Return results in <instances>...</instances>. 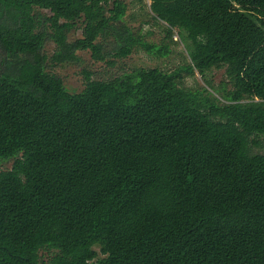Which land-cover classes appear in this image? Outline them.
Segmentation results:
<instances>
[{"label":"trees","instance_id":"1","mask_svg":"<svg viewBox=\"0 0 264 264\" xmlns=\"http://www.w3.org/2000/svg\"><path fill=\"white\" fill-rule=\"evenodd\" d=\"M148 1L159 44L123 0H0V264H264V0ZM179 43L77 93L48 70Z\"/></svg>","mask_w":264,"mask_h":264},{"label":"rangeland","instance_id":"2","mask_svg":"<svg viewBox=\"0 0 264 264\" xmlns=\"http://www.w3.org/2000/svg\"><path fill=\"white\" fill-rule=\"evenodd\" d=\"M127 5L126 16L124 22L134 30V33L141 34L143 39L148 43L159 44L162 34L158 26H155L148 17L149 1L148 0H123ZM146 22V24H144ZM83 24L76 23L74 29L69 33L68 40L70 42L80 39L82 36ZM109 46L113 43V39H108ZM113 47V46H112ZM55 51V45L51 42L46 43L44 53L51 57ZM181 43L177 46H172L171 53L166 57L157 58L155 56L147 55L143 50H135L126 59L108 58V61H96L92 58L90 51H79L77 56L79 61L77 63H67L48 70L60 77L67 90L71 93H77L84 87L85 73H90L91 79L94 80H108L123 73L129 72L133 68H158L163 71L171 72L178 69L186 62V53ZM111 63V64H110ZM207 79L218 84L224 80L223 70H214L207 75ZM183 85L190 89H200L205 87L203 79L196 72L193 76L187 77L183 80ZM13 160L0 162V171L9 170L12 166ZM43 260L47 258V254L43 253ZM101 257V256H99Z\"/></svg>","mask_w":264,"mask_h":264}]
</instances>
